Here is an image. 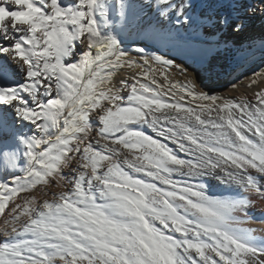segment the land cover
I'll list each match as a JSON object with an SVG mask.
<instances>
[{
    "label": "snow or ice",
    "instance_id": "snow-or-ice-1",
    "mask_svg": "<svg viewBox=\"0 0 264 264\" xmlns=\"http://www.w3.org/2000/svg\"><path fill=\"white\" fill-rule=\"evenodd\" d=\"M227 7L0 0V264H264V36L221 39L264 0Z\"/></svg>",
    "mask_w": 264,
    "mask_h": 264
},
{
    "label": "bare ground",
    "instance_id": "bare-ground-1",
    "mask_svg": "<svg viewBox=\"0 0 264 264\" xmlns=\"http://www.w3.org/2000/svg\"><path fill=\"white\" fill-rule=\"evenodd\" d=\"M110 2V0H109ZM241 3H248L250 0H240ZM251 2H255V0H251ZM217 8H220V5H216ZM223 10H231V8L227 7V0H225V9ZM245 28L240 33H233L231 30H227L224 32L223 36L221 37L222 40L229 41L232 44L240 45L244 44L246 45L249 41H259V39L264 36V16H261L259 12H257V15L254 17H246L245 18ZM215 38V37H212ZM163 51V50H162ZM167 55L170 58H179V59H185L186 60V67L188 68V71L195 75L192 70L193 68L199 67L198 64V56L197 54L193 53H185L180 52L176 50H169L167 52ZM200 56H203L205 60H211L212 63H223L225 61V53L220 52L219 54H216L215 52H209V53H201ZM176 60V59H175ZM251 65H246V67H250ZM175 75V73H174ZM204 79V83L208 84L209 87L214 90L217 94H228L229 88L227 87V82L224 80H212L209 81L206 76V73H201ZM244 78L241 77V80ZM236 96H242V95H248L251 96L250 92H245L244 89L238 88L237 91L234 93ZM27 131V129H24ZM11 147H15L14 144H10ZM210 182V195H221L226 194L224 193L223 186H218L217 182L215 180H211L209 178ZM51 193H49V196ZM253 204L248 209L249 216L251 219L247 221V223L244 225L245 227H250L253 229V231L260 237H264V198L260 197H253Z\"/></svg>",
    "mask_w": 264,
    "mask_h": 264
},
{
    "label": "rangeland",
    "instance_id": "rangeland-1",
    "mask_svg": "<svg viewBox=\"0 0 264 264\" xmlns=\"http://www.w3.org/2000/svg\"><path fill=\"white\" fill-rule=\"evenodd\" d=\"M174 59H176V62L177 63H182V64H186V60L185 59H179V58H174ZM189 68V67H188ZM190 69V68H189Z\"/></svg>",
    "mask_w": 264,
    "mask_h": 264
}]
</instances>
